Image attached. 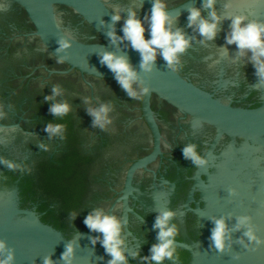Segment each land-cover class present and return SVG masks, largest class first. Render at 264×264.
<instances>
[{
	"label": "flooded vegetation",
	"instance_id": "1",
	"mask_svg": "<svg viewBox=\"0 0 264 264\" xmlns=\"http://www.w3.org/2000/svg\"><path fill=\"white\" fill-rule=\"evenodd\" d=\"M103 1L114 15L122 17V22L127 10L138 5L137 0ZM188 1L166 3L170 10ZM205 3L201 0L191 8L199 9L208 20L210 11H216L221 17L218 32L214 39L206 40L195 26H189L191 8L173 17L174 30H182L190 40L175 70L232 106H261L264 88L255 82V62H245L240 52H234L236 58H231L220 49L233 17L246 16L244 23L262 21L243 2L229 11L228 0H215L211 10ZM59 7L72 12L78 24L90 31L89 36L74 37L84 42H103L71 8ZM135 10L141 19L148 15L139 6ZM60 61L43 47L24 9L15 2L0 0L1 182L17 181L21 208L34 210L42 222L67 240L81 233L92 235L87 243L95 241L105 255L110 253L101 242L103 234L91 230L84 221L97 209L117 217L123 225L124 264H158L150 257L153 245L160 243L154 233L160 231L155 221L162 211L175 214L169 221L177 225L179 239L174 241L193 246L201 232L195 210L205 206L196 177L207 183L206 175H224L218 173L222 169L225 175H243V138L223 135L200 171L201 165L185 158L183 149L195 145L204 159L214 143L212 125L194 120L151 94L150 108L159 132L156 146L143 109L144 96H130L116 77L94 75ZM56 87L61 90L58 95L53 92ZM133 89L139 92L141 87L134 82ZM50 95L54 96L51 101L46 99ZM58 102L70 105L64 116L50 111ZM102 106L110 107L107 116L111 123L104 128L95 125L89 111ZM49 123L64 125L63 132L50 134L45 130ZM147 156L151 158L130 174L131 168ZM3 160L18 167L9 168ZM233 167L240 171L230 172ZM174 246L189 254L187 261L165 258L159 264H189L190 251Z\"/></svg>",
	"mask_w": 264,
	"mask_h": 264
},
{
	"label": "water",
	"instance_id": "2",
	"mask_svg": "<svg viewBox=\"0 0 264 264\" xmlns=\"http://www.w3.org/2000/svg\"><path fill=\"white\" fill-rule=\"evenodd\" d=\"M9 1L24 9L43 47L58 59L69 63L71 67L98 76L116 77V73L107 64L102 63V55L107 52L127 57L137 73L134 82L141 89H149L143 94V109L155 134L156 146L159 132L150 108L151 94H156L194 120L215 128L214 143L204 158L206 163L211 156L213 145L223 135L232 139L243 138V175H225L226 171L222 169L218 173L223 172L224 175H206L207 183L200 181L197 175L196 179L205 201L203 209L195 210L201 227L200 236L193 246L175 241L174 244L190 251L189 264H264V103L255 108L236 107L225 103L184 78L158 56L150 70L142 69L140 52L132 48L129 41L113 42L108 35L114 30L117 36L123 37L124 22L112 20L114 14L103 0ZM200 1L190 0L169 11L172 17H175ZM137 2L139 7L150 15L152 0ZM241 2L251 8L249 11L254 17L264 21V0H228V11ZM59 6L69 7L81 16L100 35L103 42H84L74 37L75 34L89 36L90 31L78 24V19L72 12ZM231 31L232 27L226 28L224 45L220 51L236 58L233 53L240 52V49L235 43L227 42ZM145 34L149 35L147 29ZM61 41H67L69 46L61 50ZM252 55V51L246 49L242 58L245 62H255ZM255 82L264 88V78H261L257 71ZM150 158L151 156H147L138 161L131 168L130 174L135 167ZM206 163L201 165L200 171L205 169ZM236 170L240 171V168L233 167L230 172ZM1 179L2 175L0 241L6 242L7 252L0 253V256L7 258V255L11 254V264H45L46 260H50L51 264H109L113 259L111 254L101 253L95 243H87L92 235L81 233L67 240L59 231L42 222L34 210L21 208L17 181L6 183L1 182ZM240 217H248V224L237 228ZM221 218L229 230L224 250H218L211 238L214 221ZM249 228L260 243L245 235ZM154 234L158 239L157 233ZM69 245H72L73 253L66 261L64 253Z\"/></svg>",
	"mask_w": 264,
	"mask_h": 264
},
{
	"label": "clouds",
	"instance_id": "3",
	"mask_svg": "<svg viewBox=\"0 0 264 264\" xmlns=\"http://www.w3.org/2000/svg\"><path fill=\"white\" fill-rule=\"evenodd\" d=\"M215 0H206L205 7L213 9ZM133 5L127 10V18L124 20L123 37L117 36L116 32L110 31L108 35L113 39V42L118 40H127L130 42L132 48L138 50L141 54V68L150 70L154 66L157 59V54L163 57L168 66L175 69L179 64V56L190 46V40L186 37L180 29H175L173 26V17L168 9L166 0H152V8L150 15L145 16L143 19L138 17L136 7ZM211 20L202 17L201 11L197 8H191L188 16L189 26H195L197 31L206 39L212 40L218 32V25L221 17L216 11H210ZM119 14L112 16V20H121ZM247 19L246 16H235L232 18V31L227 37L229 44L235 43L240 49V56L245 54V50H251L253 55L252 59L255 61L257 73L261 78H264V22L250 20L243 23ZM145 21H147V31L149 38H145ZM61 50L68 47L67 41H61ZM61 63L63 60L61 59ZM102 63L116 73V79L121 86L132 97L142 98L143 94L149 91L148 88H142L139 92L133 89V83L137 79V73L133 70L127 57L116 56L113 53H104L102 55ZM58 87L53 89V92L58 95L60 93ZM47 100H53L54 96L46 97ZM50 111L57 116H64L70 111V105L67 102L54 103ZM90 114L94 117L95 125L104 128L107 124L111 123L107 116L110 111L109 106H102L99 109H89ZM3 113L0 112V116ZM52 135L62 133L64 125L49 123L45 129ZM185 158H190L195 165H204L206 163L195 150V145L186 146L183 149ZM9 168H16L17 165L12 164L7 160L2 161ZM172 211H162L156 218L155 227L160 231L158 233L159 244L153 245L151 249L152 261L161 262L165 258L170 260L183 259L185 262L188 259V253L179 250L174 246V240L179 239L177 235V225L169 224V221L174 217ZM248 217H240L237 228L248 224ZM84 223L94 231L103 234L102 244L106 251L113 257L109 264H124L125 256L122 250L124 243L121 238L122 222L115 216L105 214L102 210H94L86 218ZM215 227L212 230V240L218 250H224L226 247L225 241L227 239V232L223 218L214 221ZM245 235L251 240L260 241L253 234L249 228ZM95 243V241H93ZM7 252L6 242L0 241V253ZM73 253L72 245L67 247L64 253V259L67 261ZM134 256L136 254H133ZM148 259V258H145ZM13 256L7 255V258L0 256V264H11ZM45 264H51L50 260H46Z\"/></svg>",
	"mask_w": 264,
	"mask_h": 264
}]
</instances>
